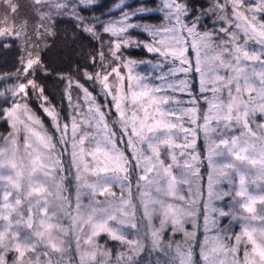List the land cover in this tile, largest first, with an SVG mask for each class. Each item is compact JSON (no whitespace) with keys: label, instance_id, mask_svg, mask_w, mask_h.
<instances>
[{"label":"snow or ice","instance_id":"6c2138e0","mask_svg":"<svg viewBox=\"0 0 264 264\" xmlns=\"http://www.w3.org/2000/svg\"><path fill=\"white\" fill-rule=\"evenodd\" d=\"M95 2L96 0H72L71 3H67L66 0H34L35 10L41 21L44 20L45 15L51 19L50 13L45 14L41 11V6L45 3L55 8L57 15L61 14V10L70 9L71 11H63V15L75 20L76 27L82 28L83 32L90 34L101 44L110 43L112 46L109 51L113 60L116 61L121 59L118 53L122 47L140 46V41L133 40L129 35H126L130 29H139L153 38V43L143 44L148 52H159L165 59L173 57L179 60L181 65L188 63L189 68L179 69L188 72L191 62L186 53L189 49V41H191L190 47L196 54L195 71L201 77L200 90L213 93L212 99L205 98L209 106L203 117L202 128L205 138H209L210 132L217 131L222 121L224 122L223 129L228 131L237 125L242 126L240 135H231L226 138L225 134H221L218 141L211 140L208 157L209 163L214 166L218 176L228 183H233V172L239 178L240 187L235 195L243 198L239 204L243 212L251 214L245 216L236 212L220 211L221 216L231 215L233 219L243 222L241 224L242 233L235 235V242L237 246L244 245V259L242 262L234 260L233 264H264V207L259 211L254 207L257 202L264 205V194L259 196L250 194L245 186L250 175L247 169H242L228 160L231 157L235 161H239L241 165H251L256 169V178L264 181V131H261L264 130V123L257 122V130L250 127L257 112L264 116V0H255L254 3L246 2V0H223V2L214 0L215 8L207 10L198 8L194 4L189 5L186 0H162L161 6L156 9L163 12L164 22L161 25L134 22V18L142 20L147 13L154 11L153 9L130 8L126 4H117L115 8L121 11L120 18L101 24L103 33L112 37L109 41L103 40L95 24L86 21L85 17L80 14ZM4 3L11 13H16L18 6L12 3V0H4ZM210 14L215 15L218 20L224 23L218 31H201L199 25L202 18ZM10 19L7 12L0 19V37L19 39L21 32L16 29L14 20H11L10 23ZM94 19L99 22L98 17ZM40 27L43 25L37 27V38L41 35ZM46 31L49 35L53 34L51 29ZM219 33L224 35L221 36ZM250 44L259 47L250 49ZM31 48L38 49L39 45L25 41L23 51L26 55H21L22 67L17 70V74H22L24 79L15 88L10 89L14 98L12 106L3 110L4 115L10 121L12 132L4 137L5 146L0 148V158H3L0 160V168L11 170L8 174L0 173V181L6 182L3 186L2 203H0V221H3V224H0V264H6L5 254L9 251L16 253L13 264H40L38 258L33 262L30 257L26 256V253L36 250L38 243H46L54 252L63 251L52 232L53 229L58 228V225L51 223L55 212L52 213V216L47 215L49 206L52 204V201L47 197L54 195L48 186L49 181L57 190L56 198L63 199L59 195L62 185L56 182L55 173V168L60 163L55 156L57 144L55 135L47 129L43 119L29 106L28 99L31 94L28 89L31 88L32 94L38 93L39 106L44 114L52 120L56 131L61 133L60 143L65 145L64 150L67 149L68 143L66 140L68 125L65 123L64 130L61 132L59 114L50 104L44 87L36 80V76L40 72L49 75L50 71L42 61L41 53L36 51L33 54ZM91 59L95 65V57L93 56ZM100 59L101 62L106 59L102 51ZM137 63H145V61L131 58L123 61V68L128 71L127 78L121 73L119 65L111 67L110 72L105 71L103 74L101 72L93 74L87 69L83 73L87 80L102 86V94L111 96L119 116L121 130L128 137L127 147L132 151V156H127L124 150L117 147L116 133L108 132L105 113L96 103L88 88L78 79L73 80L69 77L68 88L70 89L72 84H75L83 92L85 100L91 101L88 106L90 117L87 120L88 127H95L99 130L100 125H104L103 139L87 131L78 136L79 125L74 118L72 121L71 155L73 164L78 171L77 180L91 189L93 197L97 192L100 195L107 193L114 197L115 193L111 192L113 183H120L123 189L125 187L123 181L128 180L127 173L132 168L133 160L136 162V168H143V174L139 176V180L147 183L146 186H141L138 183L137 187L138 189L144 187L140 193L141 197H146L141 201L144 207V216L151 222L149 204L159 205L162 211L163 218L160 220V229L152 232L153 244L157 245L159 243L158 233L169 223L173 232L184 231L186 238L194 236V233L184 230L182 225L183 217L191 215L192 211L166 202L162 198L185 199L184 196L178 195L177 186L180 183H187V180L173 175L172 165L166 164L162 159L161 147L165 146L172 160L176 161L173 150L189 145L187 143L185 145L176 144L173 130L186 133L190 130L179 123L180 118L176 117L175 112L166 111L161 107L169 101L167 95H157L162 91V88L150 87L145 82V77L133 74V67ZM204 64L213 73L211 80L207 78V73L202 67ZM220 68L228 70L226 76L218 74L217 70ZM112 73H115L116 80L114 83H109ZM64 78V75H61V79ZM209 83L211 84L210 88L206 87ZM222 89L227 90V101L217 95ZM245 93L249 94L247 100L243 98ZM251 93H255V97ZM20 94H23V103L16 99L20 97ZM3 95L4 93L0 92V96ZM68 99L71 104L70 93ZM196 110L195 107H192L186 111L195 113ZM21 112L27 119L21 118ZM97 117L99 120L96 119ZM169 117H176V119L172 120ZM212 121L216 122L217 127L210 126ZM81 123H85V121H81ZM185 139L187 140V137ZM86 141L89 144L94 143L95 146L87 148ZM120 142L123 143V140L121 139ZM21 147L24 153L21 160L26 159L27 166L23 162H17ZM85 155L91 157L90 163L85 162ZM214 157H222L223 162L217 164ZM81 165H83V171H90L97 178L94 183H87L79 174ZM185 167L191 168V165L185 161ZM25 173L28 187L26 191H23L22 180L25 178ZM150 173L152 175H149ZM40 176H43L44 179L41 180ZM60 179L63 180V177ZM251 182L256 183V180L253 179ZM153 189L157 194L155 196L152 195ZM222 195H229V192H224ZM33 197H35L34 202ZM25 202H27V215L23 208ZM95 203L100 204V201H95ZM129 203L130 200L122 198L119 202H109L107 207H92L86 219L81 217V223L88 224L92 229L91 236L85 240V243H91L92 237L104 232L112 240L129 246L132 254L128 255L127 261H118V264H133V255L143 246L138 240L128 239L121 228L114 227L109 223L114 221L116 225L130 226L135 229L137 227L134 222L135 214L127 210ZM59 207L63 209V203ZM152 211H156V209L153 208ZM255 221L260 222L259 226L252 223ZM22 229L30 231H22ZM225 250V245L220 240L216 241L210 251L202 249L205 264H215L218 254ZM176 251L180 258V264H193L190 251L186 253L179 245H177ZM227 251L235 254L237 247L227 248ZM101 254L108 255L106 251ZM88 255L95 259L96 253L86 252L84 254V256ZM124 255V253H120V256ZM47 264H53V262L49 260ZM56 264H60V262L57 261ZM100 264H106V262L102 261Z\"/></svg>","mask_w":264,"mask_h":264},{"label":"trees","instance_id":"16d2710c","mask_svg":"<svg viewBox=\"0 0 264 264\" xmlns=\"http://www.w3.org/2000/svg\"><path fill=\"white\" fill-rule=\"evenodd\" d=\"M21 1L23 0H12V3L18 6L15 14L10 12L4 3V0H0V19H2L5 12H7L11 18L10 23L11 20L15 21L16 29L23 31L24 36L27 37V41H31L32 39L36 38V30L38 25H43V27L39 28L41 35L37 39L39 48H36V51L41 53V59L49 69L50 74L45 75L44 73L40 72L36 76V80L44 87L45 94L47 95L50 104L55 107L59 114L61 132L64 130V124L67 123L69 115H73V117L77 116V114L74 112V108L76 107L75 102L78 103L79 108L85 110L81 100L82 96L84 97L83 92H81V90L77 88L75 84H72L70 89L68 88V78L70 77L73 80L78 79L80 83L88 88L96 103L105 113V122L108 124V132L116 133L115 140L117 142V147L121 150H124L127 156H132V151L127 147L128 137L123 134L121 129H117L115 127L114 120L117 123L119 122V119L117 118L118 114L116 113L115 108L113 109L111 107L110 101H112V99L109 96L102 97L100 94L101 85L94 84L93 81L87 80L83 74L84 70L86 69L93 74L96 72H101L102 74L105 71L110 72L111 67L117 66L119 62L123 64V61L128 58L137 61H152L155 68H162L163 79L169 83L177 81L178 84L181 83L183 85L180 92H171L167 89L165 90V88H162V91L165 94L167 93V96L169 97V101L166 105L173 107L176 115L181 107L186 108L185 110L192 107L197 109L195 113L185 111L186 114L183 120H179V123L190 131L187 133L183 131H177L179 136V139H177L178 144L185 145L187 143L189 146L181 147L180 149L175 148L173 150L174 154L176 155V161H171V155L168 154L165 146L161 147L162 159L166 162V164H171L172 169L175 170L176 173L178 172L181 177L184 176L188 181H190L183 183L184 188L186 185H190L189 189L193 186L192 188L195 191V203H186L185 201V204L188 205V208L190 210L194 209V212L191 214L190 219L186 220L183 224V229L189 233H194V236L186 238L184 231L173 232L169 223L158 233L159 243L157 245L153 244L152 232L153 230L160 229V220L163 217L162 213H158V211L156 212V220H154V222L156 221V225L152 228V232H147L145 230L144 219H141V224L138 225L136 218L138 215H140L141 218L144 216L142 212L144 211V207L141 201L142 199H146V197H141L140 195L141 191L144 190V187L138 189L137 185L139 183L141 186H146L147 182L139 180V176L143 174V168H136V162L133 160L132 168L127 173L128 180H125V182L128 184L127 189L129 188L131 190L127 191L126 194L128 197L131 194L130 197L132 198L133 203L131 212L136 214L134 222L137 225L136 228L140 233L141 238H137V240L143 245L142 248H140L139 251L133 255V264H180V258L176 251L177 245H179L186 253L188 251L191 252L193 264H202V244L204 242H215L217 239L222 241L225 245L226 250L220 252L223 253L225 257L228 259L234 258V260L237 261H239L240 258H243L244 245L241 244L237 246L235 242V235L241 234L240 225L243 222L238 219H233L231 215L221 216L220 211L223 210L224 212H236L245 216H249L251 214L243 212L242 208H238L236 206L238 203L237 198H235L229 192L228 184L230 183L218 176L213 165H208L207 152L203 146L204 139L206 138L202 128V125L204 124L202 122V118L204 117L205 113H207L209 107L205 98L208 100L212 99L213 93L211 91L201 92L200 90L201 77L194 68L196 65V54L190 47L191 41H189L188 53L190 57L188 56V58L194 61V64L191 65L189 72L186 73H182L181 71L177 70L178 67L176 66V63L179 60H176L173 57H168L170 64H167L166 61H162V59L165 57L158 54L160 57L156 58L154 57V55H156L155 53L146 52L143 48V44L144 42L153 43V38L148 33L144 34L143 31L137 32L143 37L141 39L143 43H141L138 48L130 46L120 50L118 55H120L121 59L118 62H115L116 60H113L109 51L112 46L110 43L101 44L100 41L94 39L90 34L83 32L82 28L76 27L77 22L75 20L71 19L69 16L63 15V11H71L70 9L61 10V14L57 15V10L45 3L41 6V11L45 14L50 13L51 19L45 15L44 20L41 21L38 13L35 10L36 5L34 4V0ZM222 1L223 0H221V2ZM71 2L72 0L67 1V3ZM186 2L189 5L194 4L198 8H202L204 10L215 8L214 0H186ZM246 2L254 3L255 0H246ZM117 4H126L129 5L130 8L146 7L154 10L147 13L142 20L134 18L136 23L161 25L164 22L163 12L156 10L159 6H161L162 0H96L94 4L86 8L80 14L83 15L85 20L89 21L90 23H97V21L94 19L96 17L99 18L100 23H104L109 20H113L117 15H121V11L115 8ZM22 5L24 7L23 12H20L18 9H20ZM220 26L221 20H218L215 15L210 14L202 18L199 28L201 31H218ZM47 29H51L53 34L49 35L46 31ZM130 31L133 33L135 32L131 29L129 32ZM99 32L101 33L103 40L109 41L112 39L110 38L111 36L108 37V34H104L103 31ZM130 34L132 35L131 39L135 38V35L132 33H128L126 35ZM219 35L223 36L224 34L219 33ZM23 39L24 37L22 34L19 39L14 37H0V92L4 93L3 96H0V142L4 136L7 135L9 129L3 110L4 107L13 100V97L10 94V89L13 86L15 79L12 74L17 72V70L21 67V55H26L23 52ZM258 47L259 46L255 44L249 45L250 49ZM101 51L106 57L104 62H101L100 59ZM135 51H138L139 54H137ZM93 56L95 57V65L91 59ZM155 62H158L160 65H155ZM202 67L207 73V78L211 80L213 73L208 70V66L206 64L202 65ZM77 69H79V71H77ZM144 69L146 70V67ZM217 71L219 72V69ZM152 74L155 75V72H152ZM61 75H64L65 78L61 79ZM19 76L20 75H18V78ZM110 77L111 81H115L114 73H112ZM153 79L156 80L155 78ZM206 87L210 88L211 84H207ZM112 90H114V88ZM28 91L31 94L30 98L28 99L29 106L43 119L47 129L55 135V142L57 144L56 157L60 161L58 165L57 180L58 183L62 185V191L65 193L67 204H64V208L69 211L72 208L74 197H76L74 196L76 191L79 190V188L81 189L82 184H84L81 181H78L76 178L78 171L73 164L70 148V145H72V130L68 126L66 136L68 143L67 149L64 150L65 145L60 143L61 133L56 131L55 127H53L52 120L44 114L43 110L39 106L40 101L37 100L38 93L32 94L31 88H29ZM226 91V89H222L221 92L217 93V95L220 96L224 101L228 100ZM69 93L71 95V104L68 99ZM248 95V93H245L243 98L247 100ZM251 95L255 97L256 94L251 93ZM256 99L258 101V97ZM194 100L195 103H193ZM250 119L252 118L250 117ZM193 121H195V123H193ZM257 122L264 123V116H261L259 112H257L254 122H252L250 125L253 130H257ZM111 123L113 126H111ZM223 123L224 122L222 121L217 131L209 133V137L211 138L212 136L211 140L218 141L221 134H225L226 138L230 137L231 135H240L242 126L237 125L228 131L223 129ZM210 126L214 128L217 127L216 122L212 121ZM103 129V124H101L99 130L96 129V134L101 131V134H99L102 138L104 136ZM186 137L187 140L185 139ZM121 139L123 140V143L120 142ZM181 153H183V155H181ZM193 157H195V159H193ZM84 159L85 162L89 161V156L85 155ZM185 161L191 165V168L185 167ZM237 162L240 164L239 161ZM82 166L83 165H81V168ZM240 166L243 169L246 168L250 174L246 180L247 188L256 194L260 193L261 190H264V181L256 178V169L252 168L251 165L240 164ZM210 168H212L213 172L209 176ZM192 170L195 171L194 175L190 174ZM81 171L82 173L84 172L82 169ZM184 172L186 173L184 174ZM61 177H63V180L60 179ZM84 178L91 179V177ZM253 179L256 180V183L251 182ZM112 185L114 186V183ZM113 186L111 188H113ZM184 191H186V189H184ZM224 192H229V195H222ZM262 207H264V205L259 204L256 207L257 211H259ZM229 208H231V211ZM67 223V225H70L69 222ZM252 223L257 224L260 222L255 221ZM138 226H142V231L138 230ZM65 229L67 231V235L66 239L64 238L63 240L64 250L62 252H53L49 250L50 248L46 247L44 244H41L42 247L37 251L45 252L47 255H45L46 258L39 260L40 264H47L49 260H51L53 264H56L57 261H59L60 264H100L102 261L106 262V264H118V261H127L128 255L132 254L131 249L127 244H122L120 241H114L102 233L97 235V237L92 240L90 245L84 244L87 246H83L82 242L84 240V236L80 238V233H78L76 238L73 234H71V229H69L66 224ZM230 247H237L235 254L227 251V248ZM105 251L108 253L106 256L101 254ZM86 252H95V259L91 257L89 261H81V256ZM120 253H124L125 255L120 256ZM5 256L6 264H10V256L9 259L6 254ZM231 262L228 264H231Z\"/></svg>","mask_w":264,"mask_h":264},{"label":"rangeland","instance_id":"374dc122","mask_svg":"<svg viewBox=\"0 0 264 264\" xmlns=\"http://www.w3.org/2000/svg\"><path fill=\"white\" fill-rule=\"evenodd\" d=\"M24 1V0H23ZM23 1H21V2H23ZM68 0H66V2H67ZM223 2V1H222ZM23 5H22V7L20 8V9H18V10H20V12H23ZM16 14V13H15ZM48 14V13H47ZM17 15H18V13H17ZM120 16L121 15H117V16H115L114 17V19L113 20H118L119 18H120ZM3 18V17H2ZM15 18H16V15H15ZM134 22H136L135 21V19H134ZM224 22L223 21H221V25L223 24ZM94 24H95V27H96V29L98 30V31H102V27H101V24L102 23H100V21L99 22H97V23H95L94 22ZM17 30H19V29H17ZM131 30H133V31H135L134 33L132 32V31H130L129 33H132V34H134L135 35V38H133V40H136V41H140L141 43H143L142 41H141V39L143 38L142 36H140L137 32H140L141 30H139V29H131ZM20 32H21V34L23 35V37H24V39H23V47H24V44H25V41H27V37H25L24 36V33H23V31H21V30H19ZM146 32H144V34H145ZM128 34V33H127ZM107 35V34H106ZM108 37H110V35H107ZM131 38H132V35L130 34L129 35ZM107 37V38H108ZM110 38H112V37H110ZM37 37L36 38H34V39H32L31 41H29L30 43H32V44H37ZM109 39V38H108ZM144 43H146V42H144ZM149 44H151V43H149ZM141 45V44H140ZM132 47H134V48H138L136 45H132ZM124 47H122L121 48V50L123 49ZM144 48V47H143ZM32 52H33V54H35V52H36V48H31L30 49ZM144 50L146 51V52H148L147 51V49L146 48H144ZM24 52V51H23ZM137 54H139L138 53V51H135ZM152 53H155L156 55H154V57H160L159 55V53H157V52H152ZM24 54H26L25 52H24ZM159 54V55H158ZM186 55L187 56H189L190 57V55H189V53L187 52L186 53ZM164 57V56H163ZM194 57H195V55H194ZM156 58H154V59H156ZM189 59V61L191 62V65L192 64H194V61H192V60H190V58H188ZM115 61V60H114ZM141 61H143V60H141ZM162 61H166L167 62V64H170V60H168V58L167 59H162ZM115 62H118V61H115ZM159 63L158 62H155V65H158ZM118 65L120 66V71H121V73L125 76V78H127V75H128V71H127V69H125V68H123V64L121 63V62H119L118 63ZM160 65V64H159ZM180 62L179 61H177V63H176V66L178 67V71H181V70H179V69H181V68H189V64L188 63H185V64H183V65H180ZM21 67H22V65H21ZM20 67V68H21ZM146 67V70L144 69ZM206 67V66H205ZM161 67H157V68H155V66H154V64H153V62L152 61H145V63H137L134 67H133V74L134 75H139V76H142V77H145V82L146 83H148L149 84V86L150 87H159V88H165V90L167 89L168 91H171V92H180L181 91V88L183 87V85L181 84V83H177V81H174L173 83H169V82H167L165 79H161V77L163 76L162 75V68L160 69ZM195 68V67H194ZM111 70V69H110ZM153 70V71H152ZM155 70V71H154ZM150 71H152V72H155V75L154 74H152V72H150ZM182 73H186V72H184V71H181ZM189 72V71H188ZM16 73L17 72H15L14 74H12V76L14 77V79H15V81H14V84H13V86L11 87V89L12 88H15L16 86H17V84L21 81V80H23L24 79V77H23V75L22 74H19L20 76H19V78H18V74L16 75ZM224 73V74H223ZM218 74H220V75H224V76H226L227 75V69H225V68H220L219 69V72H218ZM114 75H115V73H114ZM153 78H155L156 80H154ZM115 80H116V76H115ZM115 81L113 80V81H111V77H109V83H114ZM169 85H171V87H169ZM102 87V86H101ZM101 87H100V90H101ZM115 90V89H114ZM113 90V91H114ZM164 90V89H163ZM82 92V91H81ZM10 94H11V91H10ZM100 94H101V96L102 97H107V95L106 94H102L101 93V91H100ZM169 94V93H168ZM226 94H227V91H226ZM12 95V94H11ZM157 95H159V96H165V95H167V93L165 94L163 91H161V92H159V93H157ZM22 96H23V94H20V97H18V98H16V99H19V101L21 102V103H23L24 101H23V98H22ZM110 98H111V96H109ZM14 99V98H13ZM82 103H83V106H84V108H85V110H82L81 108H79L78 107V103L77 102H75V108H74V112L77 114V116L76 117H73V115H69V119L67 120V125L69 126V128L72 130V121H73V119L75 118V120H76V122H77V124L79 125V128H78V136L79 135H81V134H83V132H85V131H87V132H89L90 134H93V135H98L99 136V138H101V139H103L102 137H101V131H99L97 134H96V128L95 127H92V128H89L88 127V124H87V120L90 118L89 117V111H88V106H89V104L91 103V101H86L85 100V98L82 96ZM111 102V107L114 109L115 108V106H114V102L113 101H110ZM101 103L103 104V102L101 101ZM12 106V102H10L7 106H5L4 107V109L5 108H10ZM162 108L163 109H165L166 111H173L174 112V109H173V107H170V106H168V105H166V104H164V105H162ZM186 108H183V107H181V109L180 110H178V112H177V115H176V117H179L180 119L179 120H183V118H184V116H185V114H186V110H185ZM181 114H182V116H181ZM93 115H94V113H93ZM130 115V114H129ZM141 115H142V113H141ZM5 116V115H4ZM20 116H21V118L22 119H27L26 117H24L23 116V113L21 112L20 113ZM176 117H169V119H172V120H175L176 119ZM5 118H6V120H7V123H8V133H7V135L6 136H8V134L10 133V132H12V128L10 127V121L7 119V117L5 116ZM118 119H119V116L117 117ZM97 120H98V117L96 118ZM202 122L204 123V119L202 118ZM81 121H85V123H81ZM114 122H115V127L117 128V129H121V126H120V124H118L119 122H117L116 123V121L114 120ZM111 126H113V124L111 123ZM183 126V125H182ZM21 127H22V125H21ZM100 127H101V125H100ZM100 127H99V129H100ZM84 128H85V130H84ZM174 131V142L176 143V144H178V140L177 139H179L178 137V134H177V131L176 130H173ZM100 133V134H99ZM6 136H4V137H6ZM91 138V137H90ZM211 138H212V136H211ZM211 138L209 137L208 139H204V147H205V151L207 152V156L209 157V146H210V141H211ZM21 144H22V141H21ZM5 146V140H4V138L1 140V142H0V148H2V147H4ZM86 146H87V148H93L95 145H94V143H92V144H89L88 143V141H86ZM70 148H71V152H72V147H71V145H70ZM181 148V147H180ZM180 148H178V149H180ZM178 152H179V150H178ZM23 155H24V153H23V149H22V147H21V151H20V154H19V156L17 157V162L18 163H20V162H23L26 166L28 165V161L26 160V159H24V160H21V158L23 157ZM55 156H56V153H55ZM207 157V158H208ZM57 158V157H56ZM171 158V161H172V157H170ZM3 158H0V160H2ZM216 162H217V164L218 163H220V162H223V158L222 157H214L213 158ZM228 160L229 161H231V162H233V163H235V164H237V166H239V163L237 162V161H235L234 160V158H231V157H229L228 158ZM86 162H91V157L89 156V161H86ZM208 165H212V164H210L209 163V158H208ZM240 167V166H239ZM242 168V167H241ZM82 170H83V166H82V168H81ZM243 169V168H242ZM11 170L10 169H7V168H0V173H2V174H8L9 172H10ZM81 171V170H80ZM57 172H58V165L56 166V168H55V173H56V182L58 183V180H57V176H58V174H57ZM172 172H173V175H175L176 177H178V178H182V179H184L185 178V180H187V178L186 177H184V176H182L181 177V175L177 172H175V170H173L172 169ZM190 172V171H189ZM194 172L195 171H193L192 170V172H190V174H193L194 175ZM213 172V170H212V168H210V170H209V176L211 175V173ZM186 172H184V174H185ZM80 174H82L81 176H82V178L83 179H85L86 181H87V183H94L95 181H96V177L95 176H93L92 174H91V172L89 171V172H83L82 173V171L80 172ZM13 175H14V173H13ZM149 175H151V173L149 174ZM233 183H230V184H228V188H229V192L231 193V195H233L235 198H237V201H238V203H237V207L239 208V204L243 201V198L242 197H238V196H236L235 195V192L239 189V187H240V185H239V178L238 177H236L235 176V173L233 172ZM84 177H91V179H87V178H84ZM184 177V178H183ZM41 180H43L44 179V177L43 176H40L39 177ZM187 182H190V181H188L187 180ZM6 182L5 181H0V203H2V195H3V186H4V184H5ZM123 184L125 185V187L122 189L121 188V185H120V183H114V186L113 185H111V187L113 186V188H111V192H113V193H115V196L113 197V196H110V195H108L107 193L105 194V195H100L99 194V192H97V194H96V196L95 197H93L92 196V193H91V189L90 188H88V187H86L84 184H82V186H81V189L79 188V190H77L76 191V193H75V195L74 196H76V197H74V201H73V203H72V208H71V210H69V211H67L64 207H63V209H61L60 207H59V205L61 204V203H63V205L64 204H67V201H66V199H65V193L61 190L60 191V193H59V195L63 198L62 200L61 199H57L56 198V196H55V193H56V188L52 185V183H51V181H49V184H48V186H49V188L51 189V191L54 193V195H52V196H48L47 198L50 200V201H52V204H50V206H49V210H48V213H47V215L48 216H52V213L53 212H55V215L54 216H52V220H51V223H53V224H56V225H58V228H55V229H53L52 230V232H53V235L56 237V242L58 243V245L64 250V242H63V240H64V238L66 239V235H67V231H66V229H65V224H66V226L67 227H69V229H71V234H73L75 237L78 235V233H80V238L82 237V236H84V240H83V246H87V245H90V243H85V240H87L88 239V237L89 236H91V232H92V229H91V227L88 225V224H84V223H81V217H83L84 219H86L87 218V215L91 212V209H92V207H97V208H100V207H107L108 206V204H109V202H113V203H115V202H119L122 198L123 199H127V200H130V203H129V205L127 206V210L130 212V213H132L131 212V208H132V205H133V203H132V198L130 197V195H129V197H128V195L126 194L127 193V191H130L131 189H127V186H128V184L125 182V181H123ZM261 184H262V182H261ZM145 186V185H144ZM189 186L190 185H186L185 186V188H184V185H183V183H180V184H178V186H177V191H178V195H181V196H184L185 197V199L184 200H179V199H174V198H171V197H162L166 202H170V203H174L175 205H177V206H180V207H183V208H185V209H189L188 208V205L187 204H185V201H186V203H189V202H193V203H195V200H196V194H195V191H194V189L191 187L190 189H189ZM246 186V185H245ZM27 187H28V185H27V178H26V173H25V178L22 180V190L23 191H26L27 190ZM247 187V186H246ZM184 189H186V191H184ZM248 189V188H247ZM14 191V190H13ZM226 191V190H225ZM248 191H249V193L250 194H252V195H256V196H259V195H262V194H264V190H261L260 191V193H258V194H256V193H254L252 190H249L248 189ZM152 194H154L153 196H155V195H157L156 193H155V191H154V189H153V191H152ZM10 199H12L11 197H10ZM32 200H33V202H34V200H35V197H33L32 198ZM95 201H100V204H96L95 203ZM78 204H79V207H78ZM260 203L259 202H257L255 205H254V207L256 208L258 205H259ZM23 208L25 209V215H27V213H26V208H27V202H25V204L23 205ZM153 208H155L156 209V211H152V209ZM229 210L231 211V208H229ZM149 211L151 212V218L152 217H154V218H152L151 219V222L149 221V219L148 218H146L145 216H143L142 218H141V216L140 215H138L137 216V218H136V214H135V218L137 219V221H138V225H140L141 224V219H144L145 220V230L147 231V232H152L151 230H152V228L156 225V221L154 222V220H156V212L158 211V213H162V211L160 210V208H159V205H151V204H149ZM191 211H192V213L194 212V209H191ZM143 212V215H144V211H142ZM190 217H191V215H188V216H185V217H183V219H182V225L184 224V222L186 221V220H189L190 219ZM68 218V219H67ZM74 220H75V223H74ZM69 222L70 223V225H67L68 223L67 222ZM110 224H112L114 227H119V228H121V230L123 231V233L125 234V236L128 238V239H132V240H137V238H140V233L137 231V228H135V229H133V228H131L130 226H120V225H116V223L114 222V221H110L109 222ZM0 224H3V221H0ZM259 224L260 223H257V224H255L256 226H259ZM171 225V224H170ZM184 226V225H183ZM171 228H172V226H171ZM240 228H241V225H240ZM138 230H141L142 231V226H138ZM22 231H30V230H27V229H22ZM80 231H83V232H80ZM102 234H105L106 236H108L107 235V233H104V232H101ZM241 233H242V228H241ZM85 234V235H84ZM97 236H94V237H92V240H94V238H96ZM109 237V236H108ZM77 238V237H76ZM141 239V238H140ZM217 240H219V239H217ZM60 242H62V243H60ZM75 243H77V242H75ZM216 243V240H215V242H208V243H203L202 244V247H203V249H204V251H210V249H211V247L214 245ZM41 244H44L46 247H48V248H50L49 250H51V251H53L52 249H51V247H49L46 243H38L37 244V248H36V250L34 251V252H31V253H26V256L27 257H30L32 260H33V262H35L36 261V259L38 258L39 260H41V259H43V258H46V256H45V252H40V251H37V250H39L42 246H41ZM84 244H87V245H84ZM250 249V248H249ZM81 250V249H80ZM54 252V251H53ZM200 252H201V249H200ZM81 253L83 254V252L81 251ZM87 253H90V252H87ZM6 255L8 256V259H9V256H10V264H13V259H14V257H15V255H16V253L15 252H13V251H9L8 253H6ZM83 257H84V259L83 260H90L91 259V255H88V256H84V255H82ZM82 256H81V261H82ZM243 259H244V257L243 258H240L239 259V262L241 261H243ZM228 260H230V261H228ZM232 261V262H231ZM237 261V260H236ZM202 264H205V261L203 260V258H202ZM221 262H223V264H228V263H230L231 262V264H233V262H234V258H232V259H228L227 257H225L224 255H223V253H219L218 254V258L215 260V264H221Z\"/></svg>","mask_w":264,"mask_h":264}]
</instances>
